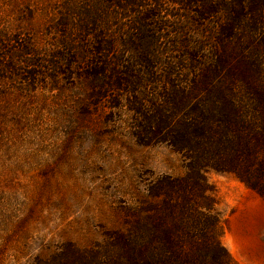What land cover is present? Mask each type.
I'll use <instances>...</instances> for the list:
<instances>
[{
  "label": "trees",
  "instance_id": "obj_1",
  "mask_svg": "<svg viewBox=\"0 0 264 264\" xmlns=\"http://www.w3.org/2000/svg\"><path fill=\"white\" fill-rule=\"evenodd\" d=\"M49 29L44 53L3 39L0 67L80 84L86 110L124 108L136 143L185 165L150 180L104 245L68 242L46 264H233L206 173L264 195V0H63Z\"/></svg>",
  "mask_w": 264,
  "mask_h": 264
},
{
  "label": "rangeland",
  "instance_id": "obj_2",
  "mask_svg": "<svg viewBox=\"0 0 264 264\" xmlns=\"http://www.w3.org/2000/svg\"><path fill=\"white\" fill-rule=\"evenodd\" d=\"M62 1L0 0L1 55L12 37L46 52ZM24 77L0 67V264H46L68 242L104 245L128 225L150 180L185 165L165 144L136 143L124 108L88 111L80 84ZM206 178L233 264H264V195L229 173Z\"/></svg>",
  "mask_w": 264,
  "mask_h": 264
}]
</instances>
